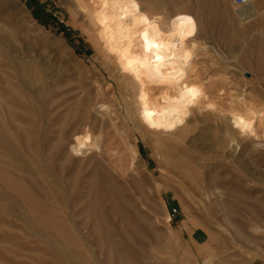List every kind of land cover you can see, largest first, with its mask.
Instances as JSON below:
<instances>
[{
  "label": "rangeland",
  "instance_id": "374dc122",
  "mask_svg": "<svg viewBox=\"0 0 264 264\" xmlns=\"http://www.w3.org/2000/svg\"><path fill=\"white\" fill-rule=\"evenodd\" d=\"M137 2L197 21L203 94L177 128L143 118L91 3L0 0V264H264V119H233L264 109V2ZM86 134L101 152L78 157Z\"/></svg>",
  "mask_w": 264,
  "mask_h": 264
},
{
  "label": "bare ground",
  "instance_id": "6f19581e",
  "mask_svg": "<svg viewBox=\"0 0 264 264\" xmlns=\"http://www.w3.org/2000/svg\"><path fill=\"white\" fill-rule=\"evenodd\" d=\"M85 1L91 3L95 11L96 21L100 26L97 44H103L105 49L114 54L122 69L131 74V77L139 83L140 103L142 105L143 118L146 122L149 125L163 129L177 128L179 125L185 123L191 105L195 104L203 94V89L201 87L190 84L185 80L187 70L191 71L193 69L192 65H190V60L195 47L194 39L197 35L196 18L187 15H179L172 20L171 26L166 28L163 18L150 16L147 11L148 9H141L137 0ZM20 68V80L22 85L26 86L30 79L29 73L26 67L22 66ZM156 86H164L161 96H157L153 93V89ZM171 87H176V93H172L168 89ZM263 110L256 111L252 109L250 111L252 115L251 118H249L250 115L247 117L246 114H234V123L237 127L247 132V129L252 127L253 118L259 117V121L260 119L261 121L264 119ZM0 131L4 144L7 147L14 148V140L10 138L4 130L1 129ZM70 147H72V153L78 157L84 156L93 150L98 153L101 152L99 138H96L92 143L89 134L85 136H76L75 141L70 142ZM72 156L73 155H71V158ZM87 157L88 156L85 158ZM97 205L98 204H96V206ZM101 212L99 216H101ZM261 219L264 220L263 217H261ZM259 227L260 226L257 224L256 228ZM119 234H121V232ZM125 254L127 255V253ZM132 256L135 255L132 254L131 257ZM115 257H117L116 254ZM129 259L130 258L127 260ZM131 260L132 259H130L129 262ZM133 261L134 260H132L131 263H135ZM80 263L83 264V261Z\"/></svg>",
  "mask_w": 264,
  "mask_h": 264
},
{
  "label": "built area",
  "instance_id": "2783aa9c",
  "mask_svg": "<svg viewBox=\"0 0 264 264\" xmlns=\"http://www.w3.org/2000/svg\"><path fill=\"white\" fill-rule=\"evenodd\" d=\"M253 0H235V3L238 5V6H245V5H248L252 2ZM264 2V0H261ZM205 264V263H204Z\"/></svg>",
  "mask_w": 264,
  "mask_h": 264
},
{
  "label": "crops",
  "instance_id": "0c3cea01",
  "mask_svg": "<svg viewBox=\"0 0 264 264\" xmlns=\"http://www.w3.org/2000/svg\"><path fill=\"white\" fill-rule=\"evenodd\" d=\"M261 2V0H255V4Z\"/></svg>",
  "mask_w": 264,
  "mask_h": 264
}]
</instances>
